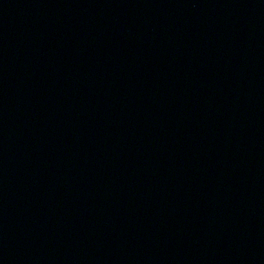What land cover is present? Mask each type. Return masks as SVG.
Returning <instances> with one entry per match:
<instances>
[{
  "label": "water",
  "instance_id": "obj_1",
  "mask_svg": "<svg viewBox=\"0 0 264 264\" xmlns=\"http://www.w3.org/2000/svg\"><path fill=\"white\" fill-rule=\"evenodd\" d=\"M0 264H264V0H0Z\"/></svg>",
  "mask_w": 264,
  "mask_h": 264
}]
</instances>
